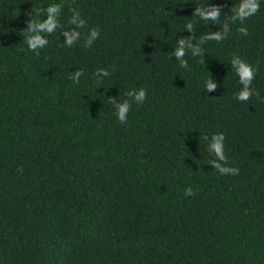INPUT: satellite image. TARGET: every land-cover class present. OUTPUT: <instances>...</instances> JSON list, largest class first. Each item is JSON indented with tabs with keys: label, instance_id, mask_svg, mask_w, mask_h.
<instances>
[{
	"label": "trees",
	"instance_id": "16d2710c",
	"mask_svg": "<svg viewBox=\"0 0 264 264\" xmlns=\"http://www.w3.org/2000/svg\"><path fill=\"white\" fill-rule=\"evenodd\" d=\"M0 264H264V0H0Z\"/></svg>",
	"mask_w": 264,
	"mask_h": 264
},
{
	"label": "clouds",
	"instance_id": "9594fccd",
	"mask_svg": "<svg viewBox=\"0 0 264 264\" xmlns=\"http://www.w3.org/2000/svg\"><path fill=\"white\" fill-rule=\"evenodd\" d=\"M256 10V5L255 4H245L241 7V9L238 12V15L243 17V16H247L249 14H251L252 12H254ZM52 11H55V9H52ZM203 15V13H200ZM208 15L215 17L217 15L216 11L213 10V12L208 13ZM40 27H47L49 29H51L53 27V24L51 23V21H49V23L47 25H39ZM93 36L96 35L95 32L92 33ZM41 41L39 40L38 37H33L32 38V45L35 44H40ZM32 45H30V47H32ZM181 53L178 51L177 55H180ZM235 63L237 65H239L238 67V73L240 76V80L241 83L244 84V89L239 93V99L241 100H247L248 96L250 94L249 89H248V85L250 84L252 78H253V72L254 70L250 67L247 66L246 64L242 63L241 61L237 60L235 61ZM209 88L214 87V85L209 84L208 85ZM144 96L143 91H140L137 94L136 99L140 100L142 99ZM118 107V112H117V116L118 119L120 121H124L126 119V113L128 112L129 109V105L128 103H123L117 106ZM220 137H214V142L211 145V147L216 151L217 155H221L222 156V145L220 144ZM217 168H220L221 172H227V171H235V169H227V168H221L220 165H216ZM188 194H191V190H188Z\"/></svg>",
	"mask_w": 264,
	"mask_h": 264
}]
</instances>
